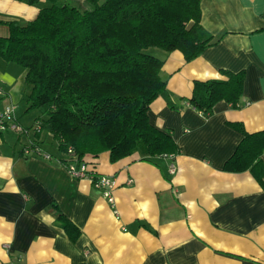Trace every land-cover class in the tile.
Segmentation results:
<instances>
[{
	"label": "crops",
	"instance_id": "crops-1",
	"mask_svg": "<svg viewBox=\"0 0 264 264\" xmlns=\"http://www.w3.org/2000/svg\"><path fill=\"white\" fill-rule=\"evenodd\" d=\"M199 1L200 25L214 43L191 61L152 49L166 91L151 102L148 120L177 150L83 158L114 178L116 214L89 180L68 174L51 135L35 132L26 70L0 58V110L13 102L19 123L33 131L0 132V264H264V153L255 173L223 169L245 134L264 131V0ZM46 4L0 0V37ZM224 71L243 74L237 106L220 101L196 111L188 103L194 81L224 79ZM29 140L53 159L27 155Z\"/></svg>",
	"mask_w": 264,
	"mask_h": 264
},
{
	"label": "trees",
	"instance_id": "trees-1",
	"mask_svg": "<svg viewBox=\"0 0 264 264\" xmlns=\"http://www.w3.org/2000/svg\"><path fill=\"white\" fill-rule=\"evenodd\" d=\"M45 1L33 21L7 24L0 58L26 70L27 110L37 111L40 130L66 155L60 161L103 152L110 162L137 151L145 157L174 153L171 136L148 120L151 102L166 91L162 60L150 51L178 50L191 61L212 45V35L200 25V1ZM222 75L194 81L189 105L205 114L220 101L236 107L243 74ZM262 153L264 131L245 134L223 169L255 173ZM63 223L71 232L70 223Z\"/></svg>",
	"mask_w": 264,
	"mask_h": 264
},
{
	"label": "built area",
	"instance_id": "built-area-1",
	"mask_svg": "<svg viewBox=\"0 0 264 264\" xmlns=\"http://www.w3.org/2000/svg\"><path fill=\"white\" fill-rule=\"evenodd\" d=\"M39 123L35 126V132H39ZM16 132L20 135L29 136V128L23 127L17 116V106L12 102L7 104L2 110H0V132ZM24 152L27 155L41 156L45 160H52V156L45 152L41 146L33 140H29ZM60 164L66 169L68 174L75 179H87L90 183L102 193V196L106 199L111 206L113 213L116 214L114 208L113 189L115 187V180L109 175L98 174L93 168H89V164L85 161L68 160L66 162L60 161ZM173 171V166H171ZM131 182V180L129 181Z\"/></svg>",
	"mask_w": 264,
	"mask_h": 264
},
{
	"label": "rangeland",
	"instance_id": "rangeland-1",
	"mask_svg": "<svg viewBox=\"0 0 264 264\" xmlns=\"http://www.w3.org/2000/svg\"><path fill=\"white\" fill-rule=\"evenodd\" d=\"M81 2L83 1V0H80ZM73 5H75V6H78V5H80V6H83V7H87V5L86 4H81V3H73ZM153 55H154V51H150ZM23 105V104H22ZM23 108V107H22ZM21 108V109H22ZM26 120L27 119H23L22 120V122L23 123H26ZM24 127V126H23ZM25 128H27L28 129V127H25ZM31 132H33L32 130H30V132H29V135H31ZM44 137H47L45 134L43 135ZM27 137V136H26ZM47 138H49V141H50V137H47ZM52 140V139H51ZM48 141H46V145L48 146V147H50L51 148V150L52 151H55V147H54V144L51 142V144H49V143H47Z\"/></svg>",
	"mask_w": 264,
	"mask_h": 264
}]
</instances>
